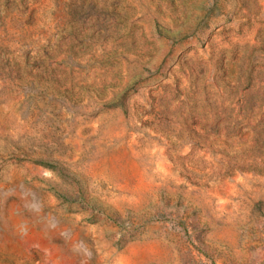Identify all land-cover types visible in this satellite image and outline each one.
Segmentation results:
<instances>
[{
  "label": "rangeland",
  "instance_id": "rangeland-1",
  "mask_svg": "<svg viewBox=\"0 0 264 264\" xmlns=\"http://www.w3.org/2000/svg\"><path fill=\"white\" fill-rule=\"evenodd\" d=\"M0 264H264V0H0Z\"/></svg>",
  "mask_w": 264,
  "mask_h": 264
}]
</instances>
